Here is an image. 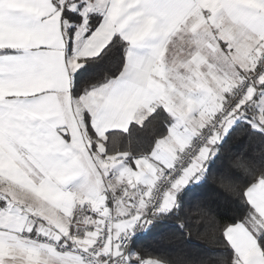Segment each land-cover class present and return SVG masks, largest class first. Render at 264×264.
<instances>
[{
    "label": "snow or ice",
    "instance_id": "obj_1",
    "mask_svg": "<svg viewBox=\"0 0 264 264\" xmlns=\"http://www.w3.org/2000/svg\"><path fill=\"white\" fill-rule=\"evenodd\" d=\"M0 264H264V0H0Z\"/></svg>",
    "mask_w": 264,
    "mask_h": 264
},
{
    "label": "trees",
    "instance_id": "obj_2",
    "mask_svg": "<svg viewBox=\"0 0 264 264\" xmlns=\"http://www.w3.org/2000/svg\"><path fill=\"white\" fill-rule=\"evenodd\" d=\"M169 224L172 222L169 221ZM195 239V237H194ZM198 243H205L203 240L197 241ZM176 243V239L174 236V230L171 228L162 229L158 232H154L152 235L148 236L146 239L141 241V244L147 247H157L160 244H164L166 246H173Z\"/></svg>",
    "mask_w": 264,
    "mask_h": 264
}]
</instances>
